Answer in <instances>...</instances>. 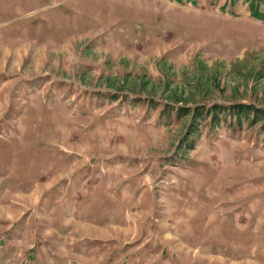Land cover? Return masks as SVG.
I'll use <instances>...</instances> for the list:
<instances>
[{
	"label": "rangeland",
	"instance_id": "1",
	"mask_svg": "<svg viewBox=\"0 0 264 264\" xmlns=\"http://www.w3.org/2000/svg\"><path fill=\"white\" fill-rule=\"evenodd\" d=\"M264 0H0V264H264Z\"/></svg>",
	"mask_w": 264,
	"mask_h": 264
},
{
	"label": "trees",
	"instance_id": "2",
	"mask_svg": "<svg viewBox=\"0 0 264 264\" xmlns=\"http://www.w3.org/2000/svg\"><path fill=\"white\" fill-rule=\"evenodd\" d=\"M253 15L256 17V18H258V19H260V20H263L264 21V13H261L260 14V12H258V10L256 9V10H254V12H253Z\"/></svg>",
	"mask_w": 264,
	"mask_h": 264
}]
</instances>
